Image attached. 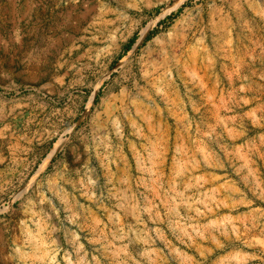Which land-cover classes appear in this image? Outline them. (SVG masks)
<instances>
[{
    "label": "rangeland",
    "instance_id": "374dc122",
    "mask_svg": "<svg viewBox=\"0 0 264 264\" xmlns=\"http://www.w3.org/2000/svg\"><path fill=\"white\" fill-rule=\"evenodd\" d=\"M0 264H264V0H0Z\"/></svg>",
    "mask_w": 264,
    "mask_h": 264
}]
</instances>
